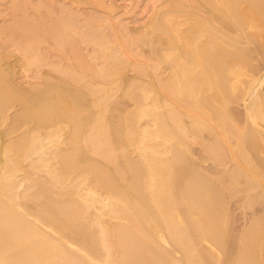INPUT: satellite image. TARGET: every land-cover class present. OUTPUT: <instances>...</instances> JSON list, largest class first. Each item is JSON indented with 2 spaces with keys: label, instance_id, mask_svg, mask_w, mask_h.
<instances>
[{
  "label": "bare ground",
  "instance_id": "obj_1",
  "mask_svg": "<svg viewBox=\"0 0 264 264\" xmlns=\"http://www.w3.org/2000/svg\"><path fill=\"white\" fill-rule=\"evenodd\" d=\"M155 5L154 15L128 28H137L134 39L124 27L126 44L106 47L110 39L91 27L98 38L88 45L106 64L98 71L91 62L81 67L89 73L66 67L68 75L31 83L29 49L19 65L0 55V264H264V209L255 207H264V69L259 74L251 58H264V0ZM147 45L146 57L173 65L156 75L162 66L153 59L156 77L133 84L123 73L136 62L128 55L150 54ZM230 195L244 197L245 219L253 215L245 227L239 218V230Z\"/></svg>",
  "mask_w": 264,
  "mask_h": 264
},
{
  "label": "rangeland",
  "instance_id": "obj_2",
  "mask_svg": "<svg viewBox=\"0 0 264 264\" xmlns=\"http://www.w3.org/2000/svg\"><path fill=\"white\" fill-rule=\"evenodd\" d=\"M20 1L21 0H0V55L2 53H4V54L6 53L5 55L7 56V58L9 56L11 57V58H8V60L10 61V63H12V65H16V64L19 65L22 62H24V59H23L24 58V54L29 51L28 52V54H29V62L31 64V66H30V72H29L31 79H29V80H30L31 83H34V82L40 83L42 81L41 76L42 75H47L49 73L50 74L52 73V76L53 77H56V78L62 77V76H64L65 72L68 71V69L69 70L73 69V70H71L72 74H76V72L80 73L79 71H81V72L83 71V72H85L84 74H86L88 71L90 72V70L87 71V69H84V70H86V71H84V70H81V67L83 69L85 67V65L87 66L88 63L91 64V62H92V64H91L92 66L90 65L91 66V69L95 68L98 71V68H96V67H97V65H99V62L102 60L103 53H100L99 50H98L99 52L97 50H95L93 43H90L88 45V43L91 41V39L98 38L99 35L101 37L104 35L103 37H105L108 40L110 39L109 41H111L113 43L112 44L111 42H108L109 45H107L108 44L107 43L105 45L106 47H109L110 45L117 46V45L124 44L125 40L123 39L124 40V42H123V40L120 39V38H123V36L126 37L125 34L127 35V33H130V34L127 35L128 37H130V35H132L131 38L134 39V37H133L134 35L133 34H135V36L138 35L137 34L138 31H137V33H134L132 31H135L136 32L137 28L140 26V23L142 22L141 19L143 20V18H144V19L147 20L148 17L151 15V13H152V15L155 14V12L153 10V7H154L155 3L157 2V0H154V1L153 0H103V1L100 0L101 3L98 2L99 0L98 1L97 0L96 1L95 0H22L21 1V4H20ZM129 1L131 2V4H130ZM162 1L163 0L159 1V3L157 2V4H156L157 7L160 6V3ZM105 2H106L107 5L105 4ZM102 3H103V5H102ZM14 4H16L17 7ZM13 5L15 6V9L16 10L14 9V6ZM110 5H112L113 7L110 6ZM106 7H110L111 9H109V10H112V12L109 11V10H107ZM68 12H70L72 14L69 13L70 14L69 15ZM99 12L102 13L103 15L100 14ZM156 12H157V9H156ZM98 13L100 15H98ZM17 14H18V16H17ZM74 14H76V15L72 17V15H74ZM69 16H71V18ZM114 16L115 17L117 16L116 17L117 19ZM90 17L92 19H93V17L94 18L96 17L95 19H97L96 21H94V19H93V21L91 20L92 24H94L93 26H92V24L88 23V22H90V19H91ZM72 18H75V19H72ZM85 18L87 19L88 22L85 20ZM98 18L100 19V21L102 23L99 21L100 22L99 25L98 26H95V25H97L96 23L99 20ZM104 18H106V20ZM107 19L110 21V23L107 21ZM14 20H16V24H15V21ZM84 20L86 21V23H85ZM146 20H144V21H146ZM105 21H107V22L105 23ZM139 21H140V23H137ZM93 22H95V23H93ZM129 23L131 24V26H133V25L135 27H137L138 25L139 26L136 28V30L128 29V28H133V29L135 28L134 26L133 27H129L130 26ZM17 24H19V25L21 24L20 27ZM103 24H105V25H103ZM118 24H120V28H119V25ZM101 25H103V26H101ZM121 25H123V26L121 27ZM11 26H12L13 29H11ZM91 27H94L92 31H94L96 29V31H98V33H99V30H101L100 31V34H98L96 31H94V33L95 32L97 33L98 37L96 36V34L94 35V33L91 31ZM95 27H97L98 29H99V27H101V28L99 30H97V28H95ZM108 27L110 29L112 28L111 31L113 33H109L110 29ZM124 27H125V29L127 28L129 30V31L128 30H125V31H127V33L124 31ZM15 28L17 30H15ZM116 28H119V29H116ZM121 28L124 31L123 33L121 32L122 31ZM33 29H34V31H33ZM43 29H45L46 31H44ZM88 30H90V31L88 32ZM27 31H28V34H27ZM102 31L104 32V34L101 33ZM22 32H24V33H22ZM9 33H10V35H9ZM105 33H106V36H105ZM107 33H109L108 34L109 38L107 36ZM12 34L13 35L15 34V36H13ZM121 34H122V36H121ZM112 37L114 38V40H113ZM26 38H28V39H26ZM42 38H43V40H42ZM44 38H45V40H44ZM127 39L129 41L131 40L130 38H127ZM128 40H126L127 41V44H129L128 43ZM10 42L12 43V45H11ZM25 43H27V44H25ZM28 43H29L30 47H27L28 46ZM36 43H38V44H36ZM14 44H15V46H14ZM125 44H126V42H125ZM148 46L149 45L145 46L146 47L145 49L146 50L150 49L149 50L150 51V54H149L148 51H145L143 48H139V52L141 50L142 51L144 50L146 52V54H145L144 51L141 52L142 54L140 53V55H139L140 58H139L138 55L137 56L134 55V57H131L130 55H128L130 57L129 58V62L136 61V62H133V63L137 64V66H135V64H133V63L132 64L136 68L134 66H131L130 67V66L127 65L128 66V69H126L127 68V66H126V68L123 69V73H126L127 74L128 72H130V74L128 73L127 75L132 76L131 78L134 77L133 78L134 80L137 79L140 82V84H139L138 81L136 82V80H135V82H136L135 83L134 80H132V83L133 84H137V85L138 84L139 85L142 84V85H145L143 83L148 82V80L150 81L151 79H154V77H156V75L161 74L163 71L165 72V74H164V72L162 73L163 74V77L164 76L166 77V75L168 74L167 69H169V67H171L173 65V63H170L171 65H169V62H167V61L164 62L163 60L157 59V57L155 58L154 56H152L153 58L152 57L150 58V57L147 56L148 57L147 58L146 55H149V56L152 55L151 54L152 48H150V46H149V48H147ZM27 49H29V50H27ZM134 49L136 50L135 47H134ZM25 50H27V51H25ZM92 50H93V52H92ZM24 51H25V53H24ZM252 51H253V49H252ZM101 52H103V51H101ZM147 52H148V54H147ZM91 53H93L94 55L93 54L90 55ZM143 53H144V55H143ZM253 54H255V55H252V57L251 56L250 57L251 58H255L256 60L253 61L252 63H253L254 66H257V65H258V67L260 66L261 69H260V67H259V69L261 71H259V69H257L258 67H256V68L254 67V68L257 69L260 72L259 73L256 70L257 73H259V74L264 73V71L262 72V70L264 69V62H263V59L264 58H263V54L260 55L261 59H260V57H259V55H258L257 52L256 53H253ZM249 55L247 56L248 58H249ZM143 56H145L146 58L143 57ZM142 57H143V59H148V60H146V61L144 60L143 61ZM93 58H95L96 60H98L96 62L98 64H95V62L92 61ZM149 58L152 59V62H150ZM251 58H250V61L248 59L249 62H251V60H252ZM82 59H83V61H81ZM153 59H154L155 62L153 61ZM21 60H23V61H21ZM84 61H87V62L84 63ZM117 61H118L117 59H113V62H108V63L109 64L110 63H113L114 65H118L117 63L119 61L118 62ZM137 61H140V63L137 62ZM256 61H258V62H256ZM153 62L155 64V67H157V68L162 66L161 68H159V70L156 69L157 70V73H156L155 70H153V71H155V74L156 75L154 73L152 74V72H151V69H152L151 68L152 67L151 64H153ZM102 63H103V61L100 62V65L99 66H101ZM254 63H257V64L255 65ZM258 63H261V64H258ZM148 64H150L151 66L148 65ZM80 65H82V66H80ZM140 65L146 66V67H144V69L146 71L144 69H141L142 72H140V70L137 68L138 66L140 68L141 67ZM165 65H167V67H164ZM104 66H106V64ZM104 66L99 67V69L100 68L103 69ZM59 67L61 68V71H59L60 70ZM66 67L68 69H66ZM87 67L90 69L89 65ZM131 68H132V70H131ZM141 68H143V67H141ZM255 69H254V71H255ZM127 70H128V72H127ZM134 70H135V72H137L136 74H135ZM254 71H253V68H252V71H250L252 73V76H251V73H250L249 74L250 75L249 79H251L253 77V74L255 76L256 72H254ZM60 72H62V73H60ZM71 72L69 71L68 73L70 74ZM142 73H144V74L146 73L148 76L150 75L149 78H148V76L146 77V74L143 75ZM81 74H83V73H81ZM140 74H142L143 77ZM18 75H20V76H18ZM18 75L16 76V77H19V78H17L18 79V82L20 84L23 83L22 85L24 87L26 86V88L28 86L30 87V84H29V82H27V79L24 77V75L23 74H20V73ZM65 75H68V74H65ZM67 78L69 79V77H67ZM67 78H66V81L68 80ZM145 78H147V80ZM52 81H54V80H52ZM69 81H70V79H69ZM95 81L101 82L102 80L97 77V79H95ZM107 86H109V84H107ZM122 87L123 88H122V90H120V92H118V91H119V89L121 87L118 90L116 89L117 91L115 90L118 94L119 93L121 94V96H120L121 99H122V93H121V91H123V89H125L124 88L125 86L122 85ZM138 91H139V89H138ZM116 92H114L115 93L114 95H116ZM118 94H117V96H114V97H116V98H114V101L113 100H110V102L111 101L117 102V100H118L117 97H119ZM111 95L113 96V92H111ZM127 101L122 102L123 104L120 103V105L122 106V105H126L127 104L126 107L133 105V104H130L129 105L127 103ZM118 102H119V100H118ZM129 103H132V102H129ZM111 104H112V102H111ZM113 104H115V103H113ZM123 108H124V106H123ZM132 108H133V106H132ZM126 109L128 110L129 108L127 107ZM240 109H242V107H240ZM130 110H131V108H130ZM64 126L62 127V130L65 131V132H63L61 130L64 134L62 132L61 133L63 135H66L68 129H67L66 126H65L66 129H63V128H65ZM5 128H6L5 125L4 126L3 125L2 126L0 125V135L4 137V140H6V135L4 134L5 133ZM2 130H3V132H2ZM60 146L63 147L62 145H60ZM196 147H197V149L195 148L196 151L194 150V152H195L196 155L194 154L192 156V158H193V160L195 158L196 159L195 160L196 162L197 161L201 162V158H202L201 157V153H200V150L198 149V146H196ZM166 157L169 158L170 156H166ZM183 157H185V156H183ZM182 169L179 172L182 174L181 177H183V179H185V176H186L185 175V172L186 171L185 170H182ZM196 169L199 170V165H198V167ZM196 172H198V171H196ZM204 173L207 174V172H204ZM263 174H264V172L262 173V175ZM175 176H176L175 179L178 182L177 174ZM261 177L264 178V176H261ZM34 178L36 179L37 176H35ZM179 179H180V181H182L181 180L182 178H179ZM262 181L264 183V179H262ZM28 182L29 181L24 182V185L21 186V188H20V192L21 193L28 186L27 185ZM182 184L183 183H181L180 185L182 186ZM176 189H177V187H176ZM181 189H183V186H182ZM182 191L183 190H181L180 193H182ZM258 191H259V189H256L255 193H257ZM178 192H179V190H178ZM178 192L176 194V197H178L179 196L178 194H180ZM252 192H253V190H252ZM251 193H249V194L251 195ZM255 193H252V195L255 194ZM237 195H242V194H237ZM237 195H236V197L235 196L232 197L230 195V198H232V199L226 198V202L228 203L227 204L228 205L227 207L230 210L229 211V215H230L229 217L232 218V220L235 217L234 218L235 219L234 222H236V223L238 222L237 224L235 223V225L233 224L234 225L233 227H235V229H236V226L238 225L239 228L237 227V230H239L240 227H242L241 224H242L243 219H245V218L243 216L244 214L243 215L241 214L242 209L239 208L240 202H238V201L241 200V205H242L243 204L242 203V201H243L242 199H244V197H242L241 199L239 198L238 201H237V199H236L237 198ZM227 197H229V196H227ZM259 204H256V205H259ZM262 206L263 205L260 204L259 207L258 206H255V207H257V208H263L264 209V207H262ZM255 207H254V209H255ZM257 208H256V210L259 211ZM252 211L249 210V213H251ZM260 211L264 213L263 210H260ZM245 212H243V213H245ZM254 212H256V211L254 210ZM258 213L260 214V216L263 215V213L261 215L260 212H256V215L257 216H259ZM252 214H253V212H252ZM249 215H251V214H249ZM241 216H243V218H241ZM252 216H248L247 215L246 216V219L248 218V221H250L249 219H252ZM239 218L242 219V221ZM248 221H245V222H248ZM245 222L243 223V225L245 224ZM245 225H247V224H245ZM245 225H244V227H245ZM244 227H242V228H244Z\"/></svg>",
  "mask_w": 264,
  "mask_h": 264
}]
</instances>
